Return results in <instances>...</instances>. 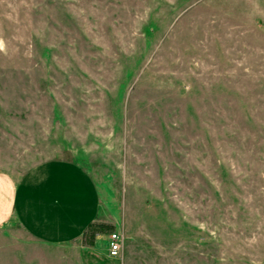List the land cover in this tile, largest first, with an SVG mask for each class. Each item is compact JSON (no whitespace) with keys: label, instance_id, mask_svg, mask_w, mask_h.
I'll list each match as a JSON object with an SVG mask.
<instances>
[{"label":"rangeland","instance_id":"rangeland-1","mask_svg":"<svg viewBox=\"0 0 264 264\" xmlns=\"http://www.w3.org/2000/svg\"><path fill=\"white\" fill-rule=\"evenodd\" d=\"M50 158L86 168L96 225L12 219L0 264H264V0H0V170Z\"/></svg>","mask_w":264,"mask_h":264},{"label":"crops","instance_id":"crops-1","mask_svg":"<svg viewBox=\"0 0 264 264\" xmlns=\"http://www.w3.org/2000/svg\"><path fill=\"white\" fill-rule=\"evenodd\" d=\"M98 214L97 186L75 160L50 158L19 178L0 170V227L13 219L39 242L61 245L84 237Z\"/></svg>","mask_w":264,"mask_h":264},{"label":"built area","instance_id":"built-area-1","mask_svg":"<svg viewBox=\"0 0 264 264\" xmlns=\"http://www.w3.org/2000/svg\"><path fill=\"white\" fill-rule=\"evenodd\" d=\"M123 246L122 236L119 232H111L107 241L108 256L119 258Z\"/></svg>","mask_w":264,"mask_h":264},{"label":"trees","instance_id":"trees-1","mask_svg":"<svg viewBox=\"0 0 264 264\" xmlns=\"http://www.w3.org/2000/svg\"><path fill=\"white\" fill-rule=\"evenodd\" d=\"M95 223H91V224H89V226L87 227V232L91 229V230H93V228L95 227ZM85 234H86V232H85Z\"/></svg>","mask_w":264,"mask_h":264}]
</instances>
